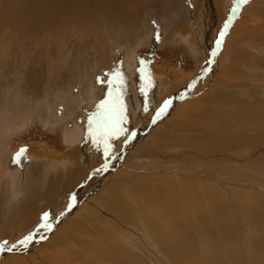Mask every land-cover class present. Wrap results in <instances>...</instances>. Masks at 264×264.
I'll list each match as a JSON object with an SVG mask.
<instances>
[{
	"label": "rangeland",
	"instance_id": "rangeland-1",
	"mask_svg": "<svg viewBox=\"0 0 264 264\" xmlns=\"http://www.w3.org/2000/svg\"><path fill=\"white\" fill-rule=\"evenodd\" d=\"M255 1L259 2L256 10L264 11V0ZM246 5L241 4L236 14H232L219 48L216 40L225 24L222 18L213 24L211 44L217 49L213 56L217 62H212L211 67L212 58L203 49L210 26L207 22L223 13L225 6L212 5L211 10L207 0H151L136 16L131 33L106 22L87 38L76 34L78 40L86 41H73V46L61 45L59 54L52 59L54 63L44 64L40 77L33 79L30 92L18 86L24 84L19 78L32 67L26 61L17 77L14 76L13 85L16 84L9 89L11 106L0 112V192L1 196H8V208L17 212L26 210L24 213L28 216L22 223L12 224L5 237L1 232L8 225L1 223L0 241L12 240L11 247H16L7 251L4 245L0 259L9 252H17L24 253L23 261L27 264H31L29 259L37 264H264V32L258 34L259 40L254 43L241 44L235 38L240 39L244 34L247 37L250 33L240 25L230 31V36L233 35L230 41L228 37ZM261 15L254 17L259 21L264 18ZM8 32L0 31V84L5 78L2 63L5 59L7 63L18 59L22 53V50L15 51L19 43ZM90 41L94 43L90 44L91 49L75 51V46ZM101 42L106 52H99L97 56ZM224 45L230 47L229 53ZM90 50H93L91 56L85 58ZM243 50L249 57L240 59L239 53ZM233 52L238 55L236 68L232 67ZM256 56L261 60L254 59ZM225 59L226 63L221 64ZM140 61L146 63L138 72ZM252 61L256 63L253 65ZM50 65L53 70L49 69ZM62 70L65 81H57ZM202 70H207L205 75L211 76L212 81L195 90L190 87V81ZM113 71L123 75L122 85L112 75ZM45 75L50 77L47 81ZM142 76L150 77V82L141 79ZM36 85L44 89L43 97L33 94ZM114 85L121 88L124 119L118 125L119 132L100 140L101 133L96 131L95 123L89 124V118L95 121L100 103L112 99ZM177 99L179 106L166 116L164 111L169 102ZM194 113L208 117L207 121L195 119ZM162 133L179 151L168 153V147L155 146V140L163 139L159 137ZM134 134L136 138L143 136L142 142L148 149L157 150V154H174L173 158L143 156L139 151L128 157L125 154L131 150L126 147ZM176 137L182 144L176 143ZM188 139L191 143L185 142ZM105 143L109 145L107 154ZM75 148L81 152L65 158ZM21 149L25 151L17 156ZM220 159L222 163L218 162ZM170 161H180L185 169L182 173L176 167L169 170ZM31 166L36 174L29 171ZM164 166L171 172L162 173L167 172ZM88 186L92 189L84 193ZM52 189L54 193L58 189L57 196ZM74 194L81 195L82 199L73 197ZM121 201L128 208V215L122 214ZM25 237H31L28 246H21L18 242ZM15 238H19L17 243ZM35 243L39 246L34 249L31 245Z\"/></svg>",
	"mask_w": 264,
	"mask_h": 264
},
{
	"label": "bare ground",
	"instance_id": "bare-ground-1",
	"mask_svg": "<svg viewBox=\"0 0 264 264\" xmlns=\"http://www.w3.org/2000/svg\"><path fill=\"white\" fill-rule=\"evenodd\" d=\"M151 1V0H0V31L1 30H10V32H8V34L10 35H13L12 37L15 38V41L17 43H19V45H17L15 47V51H19V50H22V53H20V57L16 60H13V61H10L9 63H7L6 59H5V63H2V71H3V74L5 76V78L3 79L4 82L2 81L1 84H0V112L2 110H5L7 108H9L11 106V103H12V100H10L8 98V92H9V89L10 87H14V85L16 83H14L13 85V82L15 80V77H17V73L18 71L22 70L26 61L29 60V63L30 65H32L31 68L28 69V71L26 72V75H24L23 77H20L19 80H23L24 81V84H17L21 89L22 91L24 92H30L31 88H32V84L34 83L33 79L39 75V72L40 74L42 73V70H41V67L44 66V64H48L52 63V59L59 54V51H60V48H61V45H66V46H73V41L76 42V43H81V42H85L86 39L84 40H78L76 34H81L83 37L87 38L88 35H90L93 31H97L96 28H102L103 25L106 23V22H110V23H113V24H117L119 25L126 33H131V30H133V23H135L136 21V16L140 14V12L143 10V9H146L145 6L147 5V3ZM156 1V0H154ZM159 1V0H158ZM173 1V0H171ZM210 5H211V10H212V5H215L217 8H220V4H222V7L225 6L223 8V13H220V15H217L216 17H212V18H209V23L207 22L209 26V32H208V39L207 41H205V45L203 48L205 53H207L209 55V57H211L212 59L209 61L210 62V67L212 66V62L214 63V61L217 62L216 58L213 57V56H216V51L217 49H215L216 47L213 46V44H211V39H212V36H213V31H212V26L213 24L215 23L216 19L218 18H222L223 20V23L225 24L226 21H229L230 23V18H232V13L231 15L227 12H232V8L233 7H237L240 6L241 4H237L236 3V0H207ZM164 2V1H163ZM166 2V1H165ZM175 4V3H174ZM247 4V5H246ZM245 7L242 8V15L240 17H238L232 28L229 30V34H228V37L229 38V41L230 39H232L230 36V31H232L233 29H236V28H239V26L241 25H244L246 27V30L247 33L249 32L250 34L246 37V35L244 36L243 34V37L242 38H235V40L238 42V43H254L255 40H259V37L260 33L264 32V18H260L259 21H257L256 17L254 16H257V15H261L260 17H264V11L261 10L260 12H258V10H256V6L258 5L259 6V2L255 1V0H252V1H248V3H246ZM177 5V4H176ZM243 5V4H242ZM261 5V4H260ZM152 7V6H151ZM171 7V6H170ZM247 7V8H246ZM228 10L227 12H225L224 10ZM264 9V8H263ZM246 11V13H244L243 11ZM146 11V10H144ZM143 11V12H144ZM168 13V12H167ZM142 14V13H141ZM146 16V14H145ZM231 16V17H230ZM242 16H245V17H242ZM141 17V15H140ZM145 18V17H144ZM140 20V19H138ZM141 21V20H140ZM144 21V20H143ZM142 22V21H141ZM142 24V23H141ZM139 28V26H138ZM135 29V28H134ZM251 29L253 30H257V31H252ZM237 30V29H236ZM201 31V29L199 28V32ZM227 31V30H226ZM234 31V30H233ZM97 34V33H95ZM240 35V34H239ZM237 37V36H236ZM101 38L100 36H98V42L101 40L99 39ZM233 38V39H234ZM238 39L240 41H238ZM96 40V39H95ZM206 40V39H205ZM233 40V42L235 41ZM97 42V40H96ZM232 41L230 43H233ZM92 43L93 42H87V43H84L82 45H77L75 46V51L76 52H79L81 50H87V49H91L90 47V44L92 46ZM230 43H227L228 45H230ZM237 43V45H238ZM241 43V44H242ZM94 44V43H93ZM104 43L101 42V48L96 49L97 51V56H98V53L99 52H103L105 53V46L103 45ZM226 44V45H227ZM244 44V45H245ZM226 45H224V48H227L225 49L226 52H230V47L228 48L225 47ZM234 45V43H233ZM244 45H241V46H244ZM89 46V48H87ZM236 47V46H235ZM239 51V49H237ZM93 51V50H92ZM92 51L90 50L88 54H85V58H89L91 56V53ZM96 51H95V56H96ZM241 51V50H240ZM234 53V52H233ZM237 53V52H236ZM234 53L233 55H231V58H232V61H233V64H232V67H237L238 65V61L236 60L238 57L235 56ZM31 54V56H30ZM90 54V55H89ZM89 55V56H88ZM30 56V59H28ZM235 56V57H234ZM239 57L240 59H245V58H248L249 57V53L246 52L245 50L242 51V53H239ZM57 58V57H56ZM55 58V59H56ZM233 58L235 60H233ZM261 57H254V59H257L258 61L261 60L260 59ZM96 59V58H95ZM227 60L229 61V59L227 58ZM226 59L223 60L225 62H220L221 64H224L226 63L227 61ZM231 60V59H230ZM253 60V59H252ZM255 60V61H257ZM73 61V60H71ZM254 61V63H256ZM257 61V62H258ZM215 62V63H216ZM230 62V61H229ZM56 63H58L56 61ZM55 63V64H56ZM71 63V62H70ZM253 63V61L251 62ZM253 63V65H254ZM260 63V62H259ZM262 63V62H261ZM220 64V65H221ZM231 64V62L229 63ZM228 64V65H229ZM256 65V64H255ZM227 66V64H226ZM251 66V65H250ZM51 67V65L49 66ZM53 67V66H52ZM49 68L50 70L52 69ZM223 67V66H222ZM48 68V66H47ZM226 68V67H225ZM228 68V67H227ZM203 69V68H202ZM41 70V71H40ZM53 70V69H52ZM235 70V69H234ZM47 71V70H46ZM63 71V70H62ZM232 71V70H231ZM237 71H241V70H237ZM45 72V71H44ZM49 72V71H47ZM71 72V71H70ZM11 73H13V75H11ZM54 74V72H51ZM56 73V72H55ZM207 73V70H202L200 73H197V76H195L194 79H192V82L190 84V87H195V90L196 89H199L201 88V86L205 85L206 83L209 84L212 80H211V76L209 75H205ZM46 74V73H45ZM213 74V73H212ZM227 74H230V72H227ZM232 74V73H231ZM60 77H58L56 80H64L65 81V71H63L60 75ZM40 77V75H39ZM46 81L48 78V76H46ZM52 79H53V76H51ZM64 78V79H63ZM224 78V77H223ZM39 79V78H38ZM41 79V78H40ZM52 79H51V82H52ZM237 79V78H235ZM243 79V78H242ZM43 80V79H42ZM228 80H231V79H228ZM221 81V80H220ZM44 82V81H43ZM42 82V83H43ZM41 83V84H42ZM54 83V82H53ZM36 84V83H35ZM202 84V85H201ZM28 86V87H27ZM59 86V85H58ZM65 86V85H64ZM64 86H61L60 88L61 89H64ZM40 86L36 85L34 87V92L33 94L39 98V97H43V95H41L43 92L42 90L44 89H40L39 88ZM47 88V87H46ZM58 90V89H57ZM220 91V90H219ZM47 92V91H46ZM185 92V91H184ZM263 92V91H262ZM41 95V96H40ZM221 95V94H220ZM260 96V95H258ZM221 97V96H220ZM243 98V96H242ZM209 99V98H208ZM236 99V98H235ZM200 100V99H199ZM229 100V99H228ZM242 100V99H241ZM202 101V100H201ZM214 101V99H213ZM228 102V101H226ZM248 102V101H247ZM242 103V102H241ZM263 103V102H262ZM180 104V100L177 99L175 101H170L169 104H168V108L166 111L164 112H167L166 116H168L169 114L172 113V109L174 107H177L179 106ZM197 105V103H194ZM204 104V103H203ZM217 104V103H216ZM264 104V103H263ZM207 105V104H206ZM214 105V104H213ZM208 106V105H207ZM232 106V105H231ZM244 106V105H243ZM203 109V106L200 108V111ZM217 109V108H216ZM241 109V108H240ZM243 109V108H242ZM207 110V109H206ZM215 111V110H214ZM245 111V110H244ZM197 112V111H196ZM184 114V113H183ZM196 115L198 114H193V117L195 119H200L201 121L206 120L207 121V118L208 117H202L200 115H198L197 117H195ZM203 115V114H202ZM184 116V115H182ZM179 117V116H178ZM181 117V116H180ZM191 117V116H190ZM177 118V117H176ZM176 118H173V119H176ZM182 118V117H181ZM189 118V117H187ZM262 119V118H261ZM179 121V119H178ZM199 121V122H201ZM181 122V121H180ZM214 122V121H213ZM178 124V123H177ZM173 125V124H172ZM227 125V124H226ZM264 126V125H263ZM170 128H171V125H170ZM175 128H178V127H175ZM174 128V129H175ZM184 128V127H183ZM181 129V128H180ZM153 131V130H152ZM170 131V130H169ZM168 131V132H169ZM234 133V132H233ZM138 134V133H137ZM144 134V133H143ZM174 134V133H173ZM159 135V134H158ZM135 136V134H134ZM153 136V135H152ZM193 136V135H192ZM143 137V136H142ZM142 137H137L136 136L128 142V145H127V150H131L129 152H126L125 155H128V157L131 156V154H133L134 151H139L143 156H146L144 154H152V155H156V156H161V157H166L169 159L173 158V155L174 154H170V155H163V154H157L158 151L156 150H150L148 149L146 146H145V142L143 143V138ZM159 137L161 138H165L163 141V139H161V141H156L155 140V146H158V147H163V148H167L168 150V153H173L174 150H178L177 148L175 149V147L173 146V143H171L170 141H167L168 138L167 135L165 133H162V135H160ZM145 138V137H144ZM176 143H180L182 144V140L178 137H176ZM252 138V137H251ZM136 139V140H135ZM171 139V138H170ZM146 140V138H145ZM147 142V141H146ZM154 142V141H153ZM152 142V143H153ZM185 142H189L191 143L190 139L188 140H185ZM197 141L193 142V143H196ZM262 142V141H261ZM144 146H140V144H142ZM175 144V143H174ZM197 144V143H196ZM153 145V144H152ZM236 145V144H235ZM257 145V144H256ZM262 145V144H261ZM148 146V145H147ZM182 146V145H181ZM162 150V149H161ZM210 150V149H209ZM165 152V150H163ZM161 151V152H163ZM179 151V150H178ZM81 150L80 149H74L69 155H67L65 158H67L68 156H73L75 154H78L80 153ZM260 152V150H259ZM242 153V152H241ZM140 154V155H141ZM202 154V153H201ZM253 154V153H252ZM253 155H256L253 154ZM259 155V154H258ZM133 156V155H132ZM249 156V155H248ZM127 157V158H128ZM202 157V156H201ZM126 157H124V160H128ZM225 158V156H224ZM254 158H256V156H254ZM165 159V158H164ZM75 160V159H74ZM73 160V161H74ZM67 161V160H66ZM224 161H227V160H224ZM130 162V161H129ZM218 162H221L222 163V160H218ZM171 165H169V170H172L174 169V167H176V169H178L180 172L179 173H182V170H184L185 168L183 167V164H181L180 161H170ZM123 164V163H122ZM218 166V165H217ZM33 166H31L29 168V171L33 174H36V169H31ZM254 167V166H253ZM165 168V171L167 172H162V173H168V172H171V171H168V169H166V166H164ZM163 168V169H164ZM252 169V168H251ZM178 170H175V171H178ZM105 175V174H104ZM160 175V174H159ZM162 175V174H161ZM160 175V176H161ZM167 177V176H166ZM159 179V178H158ZM174 179V178H173ZM189 179V178H188ZM197 179V178H196ZM170 182V181H169ZM188 182V181H187ZM190 182V181H189ZM213 182V181H212ZM165 183V182H164ZM185 183V182H184ZM198 183V182H197ZM163 184V183H162ZM166 184V183H165ZM186 184V183H185ZM188 184V183H187ZM209 184V183H207ZM53 185V184H52ZM51 185V186H52ZM1 186V185H0ZM134 186V185H132ZM141 186H144V185H141ZM149 186V185H148ZM212 186V185H211ZM139 187V186H138ZM155 187V186H154ZM4 188V187H3ZM2 188V190H3ZM52 188H56L54 185L52 186ZM86 191L84 193H87V190H89L90 188L92 189V186H88V187H85ZM110 189V188H109ZM115 189V188H114ZM134 189V187L132 188ZM136 189V188H135ZM149 189V188H148ZM197 189V188H195ZM205 189V188H204ZM56 190L58 189H55V193H56ZM80 190V189H79ZM97 190V188H96ZM96 190H93V191H96ZM121 190V189H120ZM130 190V189H129ZM163 190V189H162ZM165 190V189H164ZM167 190V189H166ZM170 190V189H169ZM201 191H203L202 189H200ZM210 190H213V188L210 187ZM6 191V190H5ZM13 191V190H12ZM82 191V190H81ZM81 191H77V193H81ZM108 192V189L106 190ZM139 191V190H137ZM48 192V191H47ZM52 192H53V189H52ZM168 192V191H167ZM194 192H197V191H194ZM5 193V192H4ZM54 193V192H53ZM54 193V194H55ZM93 193V192H92ZM118 193V192H117ZM146 193V192H145ZM192 193V192H191ZM200 193V192H198ZM207 193V192H206ZM211 193V192H210ZM52 194V193H51ZM91 194V193H90ZM89 194V195H90ZM201 194V193H200ZM5 195V194H4ZM9 195V194H8ZM11 195V194H10ZM9 195V196H10ZM56 195V194H55ZM87 195V194H86ZM92 195V194H91ZM204 195V194H203ZM0 196H1V192H0ZM57 196V195H56ZM78 199H82L81 195L78 197V194H74L73 197H76ZM97 196V195H95ZM100 196V195H99ZM105 196V195H103ZM206 196V195H205ZM11 197V196H10ZM94 197V196H93ZM197 196H193V198H195ZM200 197V196H199ZM204 197V196H203ZM220 197V196H219ZM7 198L8 196H4L3 197V194L2 196L0 197V225L1 223L4 224V223H7L8 225V229H6V227H4V229H6L2 233V236H6L9 234V232L11 231V229L13 228V225L16 226L21 220L25 219L27 216L25 215L24 212H27L26 210H18L17 211H13L12 210V207H7V203L9 201V198H8V201H7ZM76 198V199H77ZM102 199V201L106 202L102 197H100ZM122 198V197H121ZM205 198V197H204ZM207 198V196H206ZM69 199V198H68ZM77 199V201H78ZM95 199V198H94ZM109 199V198H107ZM114 199V197H113ZM211 199V198H209ZM35 199L32 200V204H35ZM116 200V199H115ZM156 200V199H155ZM195 200V199H193ZM196 200H199L198 197L196 198ZM213 200V199H211ZM71 201V200H70ZM69 201V202H70ZM77 201H74V202H77ZM157 201V200H156ZM214 201V200H213ZM216 201V200H215ZM67 202V201H66ZM95 202V201H94ZM112 202V201H110ZM115 202V201H114ZM198 202L199 204H201L202 202L201 201H196ZM10 203V202H9ZM109 203V202H108ZM195 203V202H194ZM204 203V202H203ZM202 203V204H203ZM116 204V203H115ZM113 204V205H115ZM216 204V203H214ZM108 205V204H107ZM118 205V204H117ZM151 205V204H150ZM195 205V204H194ZM208 205H211V204H208ZM222 205V204H220ZM68 206V205H67ZM120 206L122 207L121 209V212L123 215H125V213L128 211V208H126V205L124 204L123 201L120 202ZM199 206V205H197ZM204 206V205H203ZM202 206V207H203ZM215 206V205H213ZM212 207V206H211ZM219 207V206H218ZM221 207V206H220ZM11 208V209H10ZM104 208V207H103ZM199 208V207H197ZM210 208V207H209ZM215 208V207H214ZM217 208V207H216ZM222 208V207H221ZM116 209V208H115ZM124 209V210H123ZM206 209V208H205ZM195 210H197L195 208ZM20 211V212H19ZM199 211V210H198ZM198 211H196L198 213ZM203 211V210H201ZM213 213H215L216 211H213L211 210ZM117 212V211H116ZM204 212V211H203ZM203 212H201L202 214H204ZM32 213V212H31ZM64 213V212H63ZM103 213V212H102ZM172 212H169L168 215H171ZM175 213V212H174ZM67 214V213H66ZM121 214V213H120ZM127 214V213H126ZM136 214V213H135ZM200 214V213H199ZM110 215V214H109ZM128 215V214H127ZM130 215L131 212H130ZM165 215V214H164ZM198 215V214H197ZM98 216V215H97ZM172 219H173V215H171ZM200 216V215H199ZM32 217V216H30ZM29 217V218H30ZM114 217V216H113ZM127 217V216H126ZM170 217V216H169ZM204 217V216H203ZM33 218V217H32ZM88 218V217H87ZM103 218V217H102ZM128 218V217H127ZM177 218V217H176ZM179 218V217H178ZM205 218V217H204ZM134 219V218H133ZM170 219V218H169ZM85 220V219H84ZM93 220V218H92ZM126 220V219H125ZM176 221V219H173ZM199 220V219H198ZM12 221V223H11ZM24 221V220H23ZM79 221V220H78ZM88 221V220H87ZM94 221V220H93ZM93 221H90L93 223ZM104 221H107V220H104ZM109 221V220H108ZM133 221V220H132ZM135 221V220H134ZM152 221V220H151ZM171 221V220H170ZM169 221V223H170ZM175 221H172L173 223H175ZM96 222V221H94ZM124 222V221H123ZM136 222V221H135ZM167 222V221H166ZM171 222V223H172ZM22 223V222H20ZM107 223V222H106ZM113 223V222H112ZM168 223V224H169ZM178 223H180V221H178ZM13 224V225H12ZM76 224V223H75ZM80 224V223H78ZM95 224V223H94ZM154 224V223H153ZM6 225V224H4ZM6 225V226H7ZM86 225H87V222H86ZM93 225V224H92ZM101 225V224H100ZM172 226V224H169ZM2 226V225H1ZM89 226V225H88ZM182 226V224L180 225ZM203 226V225H202ZM206 226V224H205ZM84 227V226H82ZM97 227V226H95ZM174 227V226H173ZM172 227V229H173ZM194 227V226H193ZM208 227V225H207ZM90 228V227H89ZM100 228V226H99ZM111 230V226L109 227ZM114 228V227H113ZM154 228V226H153ZM160 227H158L159 229ZM177 228V227H174V229ZM206 228V227H205ZM75 229V228H74ZM157 229V228H156ZM157 229V230H158ZM171 229V230H172ZM173 229V230H174ZM180 231L182 230L181 228H179ZM185 229V228H184ZM203 229V228H202ZM208 229V228H207ZM15 230V229H14ZM82 230V229H81ZM114 230V229H113ZM149 230V229H148ZM172 230V231H173ZM188 230V229H187ZM186 230V231H187ZM210 230V229H209ZM13 231V230H12ZM117 231V230H116ZM151 231V230H150ZM149 231V232H150ZM170 231V230H169ZM171 231V232H172ZM204 231V230H203ZM83 232V231H82ZM157 232V231H156ZM163 232V231H162ZM166 232V230L164 231ZM175 232V231H173ZM177 232L178 229H177ZM183 232H185V230H183ZM182 232V233H183ZM189 232V231H187ZM205 232V231H204ZM208 232V231H206ZM161 233V231H160ZM168 233V232H166ZM180 233V232H179ZM190 233V232H189ZM5 234V235H4ZM66 234V233H65ZM93 234V233H92ZM108 234V233H107ZM170 235V234H169ZM174 235V234H173ZM172 235V236H173ZM177 235V234H176ZM185 235V234H184ZM187 235V234H186ZM93 236V235H92ZM106 236V235H105ZM176 237V236H175ZM173 236V238H175ZM180 237H182L180 235ZM179 237V238H180ZM189 237V236H188ZM1 238V237H0ZM64 238H66L64 236ZM104 238V237H103ZM108 238V237H107ZM178 238V239H179ZM184 239V237H182ZM19 239V238H18ZM17 239V240H18ZM95 239V238H94ZM181 239V238H180ZM192 239V237H191ZM7 240V239H6ZM5 240V241H6ZM16 240V238H15ZM17 240H16V243H17ZM35 240V239H34ZM255 240V239H253ZM3 241V240H2ZM2 241H0V243L2 244ZM19 241V240H18ZM22 241V240H21ZM32 241V240H31ZM172 241V240H171ZM170 241V242H171ZM191 241V240H190ZM11 241H7V245L6 246H10V247H4V248H12L11 247ZM60 242V241H59ZM119 242V241H118ZM169 242V241H168ZM167 242V243H168ZM169 242V243H170ZM15 243V242H14ZM13 243V244H14ZM31 243V242H30ZM51 244V243H50ZM55 244H57L55 242ZM54 244V245H55ZM59 244V243H58ZM86 244H90V242L86 243ZM93 244V243H92ZM171 244V243H170ZM42 245V244H41ZM91 245V244H90ZM164 245V244H163ZM166 245V244H165ZM18 246V245H17ZM28 246V245H27ZM30 246V245H29ZM37 243L35 244H32L31 247L32 248H37ZM57 246V245H56ZM170 246V245H169ZM193 246V245H192ZM43 247V246H42ZM189 247H190V244H189ZM189 247H187L189 249ZM56 248V247H55ZM97 248V247H96ZM194 248V247H192ZM24 249V248H23ZM30 249V248H29ZM169 249V248H168ZM13 250V248H12ZM28 250V249H27ZM32 250V249H30ZM108 250V249H106ZM167 250V249H166ZM171 250V249H170ZM8 251V250H7ZM19 252V250H16ZM24 251V250H23ZM44 251V250H43ZM174 251V250H173ZM15 252V251H14ZM22 252V250H21ZM41 252V251H39ZM175 252V251H174ZM32 253V252H31ZM35 253V252H34ZM42 253V252H41ZM45 253V252H44ZM43 253V254H44ZM98 253H100L98 251ZM177 253V252H175ZM185 253H188L185 251ZM39 254V253H38ZM111 254V253H110ZM109 254V255H110ZM168 254V253H167ZM173 254L170 252V255ZM23 254H17V252L15 253H11L10 252L7 254V255H4L3 257H1L0 259V264H18L19 262H25L27 264L26 261H23ZM36 255V254H35ZM114 255V254H113ZM175 254H173L174 256ZM177 255V254H176ZM26 256V255H25ZM29 256V255H27ZM31 256V255H30ZM45 256V255H44ZM100 256V255H99ZM115 256V255H114ZM171 255V257H173ZM87 257V256H86ZM175 257V256H174ZM186 257V256H185ZM7 258H10L7 260ZM30 258V257H29ZM37 258V257H36ZM35 258V259H36ZM110 258V256H109ZM189 258V257H188ZM26 259V258H25ZM88 259V258H86ZM106 259V258H105ZM31 261V264H37L35 260H32V259H29ZM37 260V259H36ZM43 261V259H41ZM81 260V259H80ZM85 260V258H84ZM115 260V259H114ZM118 260V259H117ZM185 261H188L184 258ZM182 260V261H184ZM28 261V259H27ZM73 261V260H71ZM82 261V260H81ZM120 261V260H119ZM180 261V259H179ZM97 262V261H96ZM190 262V261H188ZM30 263V262H29ZM87 263V262H86ZM120 263V262H119ZM88 264V263H87ZM122 264V263H121ZM145 264V263H144ZM177 264V263H176Z\"/></svg>",
	"mask_w": 264,
	"mask_h": 264
},
{
	"label": "snow or ice",
	"instance_id": "snow-or-ice-1",
	"mask_svg": "<svg viewBox=\"0 0 264 264\" xmlns=\"http://www.w3.org/2000/svg\"><path fill=\"white\" fill-rule=\"evenodd\" d=\"M237 4H246L248 3V0H236ZM237 12V7L232 8V14L235 15ZM231 19V18H230ZM229 27V21L225 22L224 29L221 30L219 33L217 40H216V46L217 48L220 47L222 44V39L224 35L226 34V30ZM156 39L159 40V35L156 36ZM145 61H140V68L137 69L138 72L141 71L143 68ZM113 76L116 77V80L119 82V85H122L124 83V77L120 72L113 71ZM141 79H148L150 82V77L142 76ZM98 82L99 78H98ZM119 85L112 86V99L102 101L100 105L98 106L99 110L96 113V119L93 121V119L89 118V124L95 123L96 131H99L101 133L100 140H105L107 136H109L112 132H119L120 129L118 127L121 120L124 119L123 117V99L121 95V88ZM141 93H144L145 89L144 87L140 88ZM165 107H167V102L165 103ZM163 111V108L161 109ZM155 122V120H153ZM109 145L107 143L104 144L105 153L107 154V149ZM25 151L24 149H21L20 152H18L16 155L20 156L21 153ZM43 227L47 228V225H43ZM31 237H25L24 240L19 241L18 243L21 246H26L27 243L30 241ZM4 245H7V241H4L2 244H0V250H3ZM16 245H12V248H15ZM12 248H8V251H11Z\"/></svg>",
	"mask_w": 264,
	"mask_h": 264
}]
</instances>
